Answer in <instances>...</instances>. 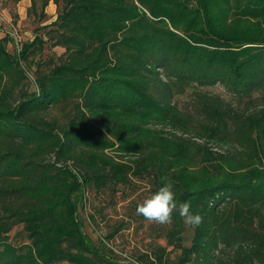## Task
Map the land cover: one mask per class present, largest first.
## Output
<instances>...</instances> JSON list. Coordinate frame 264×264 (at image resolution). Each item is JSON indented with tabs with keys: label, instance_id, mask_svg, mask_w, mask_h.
Instances as JSON below:
<instances>
[{
	"label": "trees",
	"instance_id": "obj_1",
	"mask_svg": "<svg viewBox=\"0 0 264 264\" xmlns=\"http://www.w3.org/2000/svg\"><path fill=\"white\" fill-rule=\"evenodd\" d=\"M50 2L47 38L11 52L0 34V264H114L74 194L146 176L154 192L169 178L203 222L187 246L174 212L167 246L139 264H264V0H31L30 11ZM45 46L64 52L43 58ZM217 84L230 101L202 89Z\"/></svg>",
	"mask_w": 264,
	"mask_h": 264
},
{
	"label": "rangeland",
	"instance_id": "obj_2",
	"mask_svg": "<svg viewBox=\"0 0 264 264\" xmlns=\"http://www.w3.org/2000/svg\"><path fill=\"white\" fill-rule=\"evenodd\" d=\"M30 6L31 0H0V34L1 36L9 34L13 39V42L8 44V49L11 52L20 48L23 42L33 40L38 33L47 38L46 30H40L37 33V29L57 19L58 8L52 2L49 3L44 12L41 8H38L37 13L31 12ZM63 52L64 49L61 47L45 46L42 57H51L53 53L61 55ZM34 69V66L28 68L31 81H33ZM202 89L211 94L219 95L226 101L231 100L232 95L219 84ZM192 91L190 90L187 95L178 99L181 106L190 104ZM54 114L55 116L59 115L57 111H54ZM173 132L182 134L171 127L164 129L167 136H171L170 134ZM98 136L103 138L100 133ZM105 136L108 138L109 134L106 133ZM183 136L189 137V135L184 134ZM197 141L202 143L200 139ZM212 147L221 152L228 148L227 146L225 149ZM105 151L112 156L120 154L111 149ZM131 158H134L132 154L123 160L127 161ZM154 187L153 180L147 176L134 177L128 185H119L116 188L101 191H97L93 186H86L74 194L78 218L82 223L84 232L94 244L105 249L107 256L114 264H132L133 261L135 264H139L137 261L139 255L151 253L158 246H167L168 242L165 237L170 228L169 225L149 222L136 214L137 205L154 193ZM193 234L194 230L186 226L185 245L191 244ZM10 241L16 245L27 242L20 227L15 228L10 233ZM168 250H171L170 256L172 258H176L180 254V250H172V247H168Z\"/></svg>",
	"mask_w": 264,
	"mask_h": 264
},
{
	"label": "clouds",
	"instance_id": "obj_3",
	"mask_svg": "<svg viewBox=\"0 0 264 264\" xmlns=\"http://www.w3.org/2000/svg\"><path fill=\"white\" fill-rule=\"evenodd\" d=\"M163 185L152 195L137 205L136 214L149 222L161 225L171 224L173 213L178 212L184 223L192 228L203 222V217L191 211L189 202L177 203L173 185L169 178H162ZM131 261V258H129ZM132 264H135L133 261Z\"/></svg>",
	"mask_w": 264,
	"mask_h": 264
},
{
	"label": "crops",
	"instance_id": "obj_4",
	"mask_svg": "<svg viewBox=\"0 0 264 264\" xmlns=\"http://www.w3.org/2000/svg\"><path fill=\"white\" fill-rule=\"evenodd\" d=\"M53 3V2H52ZM54 4V3H53Z\"/></svg>",
	"mask_w": 264,
	"mask_h": 264
}]
</instances>
